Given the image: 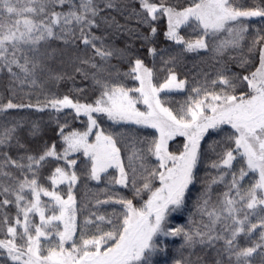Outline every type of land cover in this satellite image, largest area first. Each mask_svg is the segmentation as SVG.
I'll use <instances>...</instances> for the list:
<instances>
[{
  "label": "trees",
  "instance_id": "1",
  "mask_svg": "<svg viewBox=\"0 0 264 264\" xmlns=\"http://www.w3.org/2000/svg\"><path fill=\"white\" fill-rule=\"evenodd\" d=\"M46 10L39 15L25 13L17 17L9 16L6 12H0L5 22L24 18L36 21L49 22L50 13H67L70 10L82 11L79 5L81 0H65L63 5L45 0ZM150 3H160V0H149ZM198 0H164L165 6L178 11L190 7ZM235 3L244 8L264 7V0H235ZM25 5L36 6L30 0H20L19 7ZM111 5V7H109ZM96 15L89 13V18L94 21L90 27H84V35L91 44H85L81 38V25L75 21L70 25H64L63 19L60 25L54 26V36L40 41L36 45L21 44V53H17L20 63H24L26 55L31 63L29 73L23 72L16 65H11L12 73H9L4 61L0 60V107L9 101L16 105H22L12 109L0 110V139L8 133L9 138L0 144V201L3 199L15 200V192L19 184L24 180L37 179L40 187L48 191H55L63 199L67 200L69 184L67 182L53 185L51 176L56 167L65 168L67 171H75L77 181L71 185V194L75 198L76 234L72 241L65 243V248H70L73 242L80 243L81 234L85 238H91L99 234L97 226L103 231L111 229L107 223L112 219L113 223L122 222V214L126 212L124 205L117 203L121 198L131 200L133 206L141 208L148 199L149 193L141 191L136 194V188H142L147 172L139 168L135 174V187H133V173L128 169L127 157L133 148L142 149L146 168H155L159 161L147 152L151 141L159 138V131L144 125L132 122H116L108 118L105 113H95L98 129L105 135L111 134L116 140L117 147L121 150V158L124 160L125 169L128 171V186L110 182L113 177H119L116 168H109L101 173L100 180L90 177L91 159L79 153L67 157V160H76L74 166L68 165L67 160L49 157L41 164H33L29 169V155L38 157L43 152L55 145L58 154L63 155L66 142L63 137L70 133H81L89 125L88 117L77 114L74 109L61 108L56 110L50 106L53 99H62L68 96L74 102L81 104H95L101 98L105 86L124 87L136 89L140 82L134 78L132 68L137 59L141 60L145 67L152 69V82L157 87L174 73L178 80L185 81L182 89H165L159 93V99L164 107L169 108L175 114L189 100L196 98L192 92L194 87L201 91L219 93L222 88L232 91L226 86L216 83L220 76L228 77L236 85L234 95H243L250 91L243 76H249L259 67L260 52L264 49V17L241 18L233 22L234 27L241 23L247 28L243 33V39L237 44H222L223 37L217 34L204 35L202 27L195 20H189L181 24L177 29V35L183 38L184 43H177L169 39L168 18L166 15L157 13L155 20L142 7L141 0H93ZM64 29L62 32L61 29ZM155 28V33L152 29ZM68 29H72L68 32ZM93 37L97 39L93 40ZM233 39V36H231ZM203 39L207 48L189 51L187 42ZM254 41L256 42L254 44ZM95 44V48L92 47ZM96 48L101 51H111L112 55L101 57L96 53ZM155 49V53L151 50ZM10 58V57H9ZM33 65H36L33 68ZM129 95L134 99L138 92L130 91ZM28 105H31L29 107ZM140 107V105L136 104ZM11 130V131H10ZM235 130L230 125H222L218 130L209 129L200 142V158L193 172V182L185 192L184 203L177 210L169 211L164 228L171 232L182 228L185 232L195 233L197 230L207 231L204 227L209 223L208 217L198 211L199 205L204 199L209 200V206H219L223 199V193L229 192L233 175L239 180L241 168L247 170L246 159L234 151L235 159L231 167L221 164V158L226 151L235 149L233 140L228 137ZM185 137L175 136L168 140V151L179 155L184 144ZM10 161H17L24 165L16 167ZM213 164H220L213 167ZM7 173V175H5ZM223 177V180L220 178ZM258 173L251 171L239 180V186L246 190L250 184L258 179ZM152 187H158L159 181L149 178ZM215 181V182H213ZM229 186V190L226 187ZM8 187L9 193H4L3 188ZM26 197L21 201L25 205L27 200L34 199L31 191L25 188L21 193ZM41 207L45 217L51 214L59 215V205L52 197L41 193ZM244 212L251 210L243 209L238 215L243 217ZM7 215L9 224H13L18 214L15 203L0 206V220ZM261 213L259 208L256 214L249 216L246 223L259 224ZM104 216L100 221L98 217ZM22 217V214H21ZM30 220L39 224V214L30 213ZM90 221L87 225L85 221ZM55 227L63 231V222L54 221ZM231 224V220L221 219L215 225L213 235L219 233L229 237L230 233L224 231V225ZM22 229L18 226V232ZM261 229L258 227L251 234L242 233L235 241L239 248L252 246L260 242ZM51 232V240L41 238L42 248L54 245L59 237ZM6 228L0 224V240L8 239ZM195 243L189 246L183 234L180 235H157L154 242L156 250L150 256L151 264H235V257L229 260V254L224 250L223 240L214 241L211 245L200 243L199 238H194ZM17 243H20L17 240ZM251 264H264V251L258 250L253 255ZM0 264H18L13 261L5 249L0 248Z\"/></svg>",
  "mask_w": 264,
  "mask_h": 264
},
{
  "label": "snow or ice",
  "instance_id": "2",
  "mask_svg": "<svg viewBox=\"0 0 264 264\" xmlns=\"http://www.w3.org/2000/svg\"><path fill=\"white\" fill-rule=\"evenodd\" d=\"M19 2L20 0H0V12L17 17L25 13L39 15L45 12L47 6L45 0H30L31 4L36 5L32 7L27 5L19 7ZM51 2L63 5L65 0H51ZM141 4L152 20L157 18L158 12L167 16V36L177 43H184V41L177 35L176 29L181 24L188 23L189 20L198 22V26L203 28L205 36L209 31L217 33L226 30L233 36V39L226 43L237 44L243 39V33L247 31V28L242 23L238 28L234 27L233 22L241 18L264 17V7L244 8L237 5L235 0H198L192 6L181 11L165 6L164 0H160L159 4L141 0ZM79 7L82 11L70 10L66 14L52 11L48 23L29 18L5 22L4 17L0 15V60L8 66V72L15 76L11 65H16L23 72L29 73L28 65L31 63L29 58L25 55L24 63H20L17 56V53L22 52L20 45H36L48 37H53L54 26L60 25L62 19L64 25H70L73 21L81 25L83 42L86 45L91 44L92 42L84 35V27H90L94 23L89 18V13L93 17L96 15L93 0H81ZM61 31L63 32L64 29L62 28ZM71 31L72 29H68V32ZM152 32L155 33V28L152 29ZM95 39L97 38L93 37V40ZM260 39L264 40V37ZM92 47L95 48V44H92ZM207 47L208 45L203 39L186 44L189 51ZM151 51L155 53L156 50L152 49ZM96 53L101 57L112 55L111 51H101L100 48H96ZM35 67L36 65H33V68ZM131 71L132 74H135L134 78L140 82L139 88L126 89L122 86L108 88L105 86L101 98L96 100L94 105L74 102L68 96L51 100L50 106L56 110L71 108L78 115L81 113L87 115L88 131L73 132L71 135L64 136L67 148L63 155L56 152L55 145L46 149L38 157L29 155L27 159L30 163L27 167L31 169L33 164L39 165L49 157L67 160L69 152L83 149L84 155L91 158L89 175L92 179L100 180L101 173L115 167L119 171V177H113L110 182L127 187L128 171L125 169L121 150L117 147L113 136L98 131L95 135V143H88V136L92 128L98 127L92 113H105L109 119L116 122H132L155 128L159 131V138L151 141L147 152L157 158L158 165L151 170L146 168L143 163L142 149L133 148L127 157L128 169L133 173V187H135L137 164L140 169L148 173L144 177L143 187L135 189L137 195H140L141 191L149 193L143 206L136 208L131 200L121 198L117 203L126 208V212L122 214L121 223H113L112 219H108L107 223L111 225L110 230L103 231L97 226L99 234L93 235L91 238H85L81 234L79 244L73 242L70 248H65V243L73 240L77 229L75 198L71 194V185L77 181L78 177L75 171L56 167L51 181L53 185L65 182L69 184L67 200L55 191H48L40 187L36 178L24 180L19 184L18 191L15 192L14 201L9 199L0 201V206L15 203L18 209L13 224H9L6 214L0 220V224L6 228L7 236L10 237L0 240V248L5 249L7 255L18 264H151L150 256L157 248L154 237L160 234L173 236L183 234L189 246L196 242L194 238H199L200 243L209 245L214 241L223 240L224 250L229 254L230 261L232 257H235V264H251L250 258L258 250L264 251V215L260 216L259 224L248 223V226L245 227L249 216L256 214L258 208L261 213H264V49L260 52L259 67L249 76L242 77L250 89L248 93L239 96L232 94L236 85L228 77L220 76L218 80L213 81V84L220 83L232 91L222 88L219 93L209 92L207 89L202 92L200 88L194 87L192 92L196 94V98L189 97L179 114L173 113L172 110L162 105L159 93L165 89H182L185 86V81L178 80L177 76L172 73L163 84L157 87L152 82V69L145 67L139 59L135 61ZM130 91L138 92L139 99L131 97ZM140 102L147 106V111H140L136 108V104ZM21 106L9 101L0 107V110ZM28 106L31 107V105ZM222 125H230L235 130L234 134L228 137L234 141L235 149L224 153L221 164L231 167V163L235 159L233 152L236 151L246 159L247 164V170H240L239 180H243L249 171L258 173L259 178L246 190H242L239 180L233 175L231 186L235 189V198L230 192H224L219 206L212 205L211 207L208 199L203 200L198 211L208 217L209 223L204 225L207 231L197 230L194 234L185 232L182 228L171 232L167 231L164 228L167 214L170 210H175L183 205L185 192L193 182V172L200 158L201 140L209 129L218 130ZM175 136H182L187 140L179 155L169 152L167 147L168 140ZM8 138V133H5L4 138L0 139V144ZM10 162L18 168L24 167L17 161ZM67 164L74 166L76 160H67ZM219 166L220 164H213V167ZM149 178L158 180L159 186L153 188ZM220 179L223 180V177ZM25 188L30 189L34 199L27 200V203L22 206L21 201H25L26 197L21 193ZM3 192L9 193L10 189L5 187ZM41 193L52 197L59 205L58 216L53 214L45 217L44 209L41 207ZM237 204H242V207L237 208ZM245 208L251 212H244L243 217L240 218L238 214ZM30 213L39 214V224L30 220ZM222 217L225 220H231V224L224 225V231L230 233L229 237L219 233L213 235L215 225L221 221ZM98 219L104 221L105 217L100 216ZM53 221H62L63 231L57 229L53 225ZM88 223L90 221L86 220L85 224ZM18 226L22 229L20 232H18ZM258 227L261 229L259 243L242 248L235 245L239 235L242 233L251 234ZM52 231H55L59 240L54 245L42 248L41 238L51 240ZM17 240L20 243H17ZM217 264L220 262L218 261Z\"/></svg>",
  "mask_w": 264,
  "mask_h": 264
},
{
  "label": "rangeland",
  "instance_id": "3",
  "mask_svg": "<svg viewBox=\"0 0 264 264\" xmlns=\"http://www.w3.org/2000/svg\"><path fill=\"white\" fill-rule=\"evenodd\" d=\"M250 18H253V17H250ZM208 34H212V35H218V36H220V37H223V43L222 44H227L226 42H228V41H231L232 40V38H231V34H229L226 30L225 31H220V32H217V33H212L211 31H209V33ZM139 96H140V94L136 97L137 99H139ZM161 101V100H160ZM140 105V107H138V106H136V108L137 109H139L140 111H147L148 109H147V106L146 105H144L142 102H140V103H137V105ZM81 114H83V113H81ZM95 113H92V117H93V115H94ZM85 115V114H84ZM86 117H88L87 115H85ZM94 118V117H93ZM89 121V120H88ZM88 127H89V125H88ZM88 127H87V129L85 130V131H83V132H81V133H84V132H86V131H88ZM98 131H100L97 127L96 128H92V131H91V133L89 134V136H88V143H95V135H96V133L98 132ZM69 135H71V133L69 134ZM67 148V144H66V147H65V149ZM77 153H79V154H81V155H84V151H83V149H80L79 151H76V152H69L68 153V156H70V155H73V154H77ZM67 156V157H68ZM85 156V155H84ZM86 157H88V156H86ZM89 159H91L90 157H88ZM115 168V167H114ZM241 169H243V167L241 168ZM118 170V169H117ZM241 188V187H240ZM226 190L228 191L229 190V186L228 187H226ZM229 192H230V194L235 198V189L234 188H232V186L230 187V190H229ZM240 207H242V204H237V208H240ZM178 209V208H177ZM177 209H175V210H177ZM171 211H173V210H170V212ZM52 215V214H51ZM225 215H226V213H225ZM49 217V216H48ZM47 218V217H46ZM223 218V217H222ZM221 218V219H222ZM53 223V225H55V222L53 221L52 222ZM60 231H62V230H60ZM54 235H56V233H53ZM160 235H162V234H160ZM163 236H167V235H163ZM58 237V236H57Z\"/></svg>",
  "mask_w": 264,
  "mask_h": 264
}]
</instances>
